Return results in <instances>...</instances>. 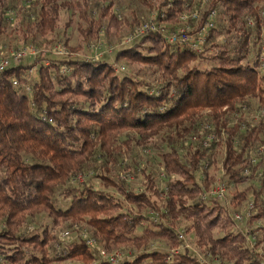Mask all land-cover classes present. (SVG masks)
Masks as SVG:
<instances>
[{"label":"trees","instance_id":"16d2710c","mask_svg":"<svg viewBox=\"0 0 264 264\" xmlns=\"http://www.w3.org/2000/svg\"><path fill=\"white\" fill-rule=\"evenodd\" d=\"M139 1L155 11L164 33L147 34L118 49L113 62L38 51L30 64L19 63L0 74V264L96 262L95 247L83 237L54 244L47 229L25 233L29 221L39 216L50 219L53 228L86 226L105 253L135 251L131 260L118 264H263L257 251L264 250V118L250 122L243 109L251 99L264 108L257 48L264 0ZM92 4L0 0V42L10 10L18 16L11 32L21 44L44 49L59 38L62 12L77 19V32L86 44L98 41L102 30L108 36L138 24L136 19L120 20L111 11L112 2L95 18ZM212 11L217 25L202 53L167 41L183 14L198 13L197 26L202 27ZM249 19L255 21L254 30ZM70 24L63 25L62 36ZM118 63L145 68L153 80L119 72ZM202 120L209 121L214 136L209 148L202 142L186 144L199 133ZM156 138L168 149L157 154L161 184L145 169L138 192L126 188L131 174L112 180L113 167L124 155L135 146H153ZM214 148L222 152L219 163L211 153ZM206 165L221 171V178L235 188L230 203H224L226 195L222 201L201 200L216 181L208 172L199 180ZM90 169L102 171L95 178L103 188L75 182ZM240 186L245 187L237 190ZM249 203L256 211L245 223L252 230L245 233L230 209ZM182 220L189 223L184 233H193L203 259L180 239ZM259 222L262 226L256 228ZM152 243L160 248L148 250ZM172 250L179 252L169 262Z\"/></svg>","mask_w":264,"mask_h":264},{"label":"rangeland","instance_id":"374dc122","mask_svg":"<svg viewBox=\"0 0 264 264\" xmlns=\"http://www.w3.org/2000/svg\"><path fill=\"white\" fill-rule=\"evenodd\" d=\"M112 2V9L111 11L114 12L118 18L121 20L122 18H126L129 23L133 21V19H136L138 24L128 26L124 25L121 27L118 31L113 30L108 36L105 35L104 30H102L100 34V38L98 41H92L89 44L83 43L79 33L77 32V19L75 17L70 16V14L66 12L61 13V20H60V30H59V38L56 40H53L52 44H49L46 49L43 48L40 44H31V43H24L21 44L19 37L16 36L11 32V29L18 26L17 24V18L16 14L10 10L7 13L8 18H10V23L7 26L6 34L3 37L2 41L0 42V51L3 53L4 56H9L13 54L14 52H19L23 50L27 46H32L40 53H47V52H54V51H63L64 54L62 55H56V57L63 58V57H81L82 59L92 61L93 52L95 51V48H98L97 54L99 55L98 60H105L108 59L110 62H113L114 56L116 54V51L120 48H129L132 46V43L125 45V41L130 35L133 33V31L136 28H139L140 26H143L147 23H149L152 20V16L156 15L155 11H151L147 6H144L140 3L139 0H93V4L91 7V14L93 17H97L99 14V11L105 7L108 6ZM17 17V18H16ZM21 19V18H20ZM260 19L264 20V4L261 6V12H260ZM69 20H71L70 26L67 28L65 36L63 35V25H65ZM217 21V18H216ZM24 19H22V23H24ZM11 24V25H10ZM25 24V23H24ZM163 25V24H162ZM217 24H215L216 26ZM248 27L254 30L255 28V21L253 19H249L247 21ZM183 24H178L176 28H181ZM67 39V45L64 41V38ZM50 41V39H48ZM257 48L260 51V56L264 57V24L261 26L260 33L258 35L257 39ZM37 57V56H36ZM32 57L27 58L21 62V64H30L32 62ZM116 69L119 72H125L127 74H133L137 75L139 79L152 81L153 77L148 76V71L144 68H138V67H131L127 68L124 64L118 63L116 64ZM261 76H264V70H258ZM34 74V71L31 72ZM29 89L26 88V91ZM243 113L245 114V117L249 119L250 122L256 123L258 120L264 118V108L260 107V104L256 99H251L249 101V106L245 107L243 109ZM202 124H199V133L192 135L189 137V139L186 140V144L193 143L198 144V142H203V140L211 134V127L209 125L208 120H202ZM195 138V140H191V138ZM201 137V138H199ZM122 139V138H121ZM211 143V142H210ZM208 144V146L210 145ZM203 146V145H202ZM134 148V147H133ZM209 148V147H205ZM168 149L160 142L159 138H156L154 140L153 146L143 149L140 146H135V148L132 150L131 153L124 155L123 159L120 160L114 167L113 171L110 175L112 180L118 182L121 175L125 174H131V181L128 182L127 187L128 189L140 191L143 189V183L144 180L141 175V170L145 169L146 172H150L154 175L155 181L157 184H161V169L159 164V158L157 154L159 152H166ZM211 153L215 155V161L216 163H219L222 158V152L220 149H212ZM129 167V168H128ZM125 168H128L125 170ZM135 173L132 175V172ZM131 172V173H130ZM205 172H208L210 174H213L216 176L215 183L211 186L213 187L217 181L222 183L225 186L226 189V201L225 204L230 203L231 195L234 192V187L230 185L226 179H222V172L219 170H215V167L213 166H204V169L199 173L198 178L201 181L204 177ZM102 174V171L99 169L87 171L83 173L81 180H75V182L78 183H92L96 188H103L102 183L99 181V179H96V176H99ZM175 179V178H174ZM165 181V180H164ZM210 187V188H211ZM245 186H240L237 188V190H242ZM111 195L116 197L119 201L122 200V198L113 190L109 189L107 190ZM64 204V203H63ZM62 204V205H63ZM64 206V205H63ZM248 207V204H244L238 209H230L232 213V217L234 214H243L246 212ZM235 211V212H234ZM237 211V212H236ZM33 222V223H32ZM29 225L25 226L24 232H30L34 229L37 230V232H41L43 229H47L51 232L52 235L56 238V241L54 244L61 243H67L71 241H75L80 237H83L86 241L93 240L91 238L90 234L88 233V228L86 226L77 227L73 229H65L63 227L59 228H53L51 220L48 219L46 216H39L35 218L33 221H29ZM245 222L241 223V225H237L240 227H244L249 232L252 230L251 227L245 224ZM245 224V225H243ZM189 226V223L186 221H180L178 224V232L182 236V240L185 241L186 247L188 250H190L192 253L198 255L203 259V257L200 254V250L195 245V240L192 232L184 233L186 228ZM27 227V229H26ZM143 226H140L137 229V233L141 231ZM67 233L68 235L65 236ZM59 242V243H57ZM95 249L94 251L97 253L98 259L96 260V263H99L100 260L102 261L100 249L98 248L96 242L94 241ZM159 243H152L157 248H160ZM57 246V245H56ZM57 250V249H56ZM148 250H153L151 248V245L148 247ZM124 252L125 256L133 257L135 256V251L131 249H125V250H118ZM103 252V250H102ZM117 252V251H115ZM113 252V253H115ZM108 254V253H107ZM110 255L112 253H109ZM205 260V259H204ZM214 264V263H213Z\"/></svg>","mask_w":264,"mask_h":264},{"label":"built area","instance_id":"2783aa9c","mask_svg":"<svg viewBox=\"0 0 264 264\" xmlns=\"http://www.w3.org/2000/svg\"><path fill=\"white\" fill-rule=\"evenodd\" d=\"M199 19L198 13H192L190 15L183 14L179 18V23L183 24L181 28H177L175 31L171 32L166 36L167 41L172 45H180L184 46L190 51L200 54L203 51V46L206 43L210 31L214 28L215 25V19H216V13L215 11L210 12L207 15V18L202 25V27L197 26V21ZM188 20L192 21V24L188 22ZM151 33H164V25L162 23L157 22V16L153 15L152 20L143 25L139 28H136L133 33L128 37L125 41V45H128L132 43L133 41ZM98 48H95L96 52H93V58L92 61H98L99 55L97 54ZM54 55H62L64 54L63 51H54L52 52ZM38 51L33 48L32 46H27L23 50L19 52H14L13 54L9 56H4L3 53L0 51V74L7 70L9 67L13 65H18L23 60L31 57L37 56ZM259 70H264V57H259ZM62 72H66V70H62ZM13 85L17 86V82L13 80ZM195 140V138H192ZM214 139V136L209 135L207 136L204 141L202 142L203 147H208V144L212 142ZM127 177V176H126ZM125 176H121L122 179H126ZM162 178H164L163 175H161ZM82 175H79L77 177V180H81ZM127 179H131V177H127ZM226 195V189L225 186L217 181V183L211 187L208 191H205L202 196V201H207L208 199H215L218 201H222L225 199ZM264 201V199H263ZM255 208L253 207L252 203L248 204L247 210L245 213L241 214H234L232 217V220L235 222L236 225H240L243 222H247L249 218L254 214ZM151 219L156 222L157 218L153 214H151ZM262 226V223L259 222L256 224V228ZM245 233H249L247 229H245ZM67 236L68 234L65 233ZM180 239H182V236H180ZM87 245L91 248L95 247L93 240H88ZM253 245V244H252ZM151 248L153 250L157 249L154 245H151ZM179 250H172L170 253L171 255L168 257L167 261L171 262L173 259V256L177 254ZM102 261L100 263H94V264H118L121 261L125 260H131L132 257L125 256L124 252L117 251L115 253L107 254L102 250L100 251ZM258 255L260 256L262 263L264 264V250L258 249L257 251ZM103 262V263H102ZM203 263H205L203 261ZM207 263V262H206Z\"/></svg>","mask_w":264,"mask_h":264}]
</instances>
